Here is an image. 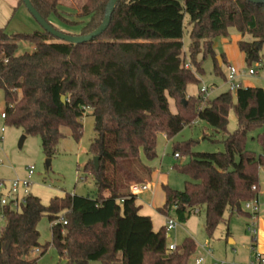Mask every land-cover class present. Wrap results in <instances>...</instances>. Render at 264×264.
<instances>
[{"label": "trees", "instance_id": "1", "mask_svg": "<svg viewBox=\"0 0 264 264\" xmlns=\"http://www.w3.org/2000/svg\"><path fill=\"white\" fill-rule=\"evenodd\" d=\"M62 1L29 0L56 30L62 32L51 18L67 29L78 28L80 22L64 16ZM108 2L84 0L76 18H87V23L77 35L62 33L93 32ZM186 16L187 55L182 44ZM232 30L241 36L237 48L248 70L264 71V5L245 0H121L106 31L82 45L58 41L42 29L8 35L0 28L4 124L38 137L50 159L64 138L62 129L74 140L81 137V121L90 110L95 137L83 172L96 188L92 197L66 194L47 206L28 194L18 211L0 207V264H35L49 247L65 264H188L196 248L193 240L186 238L169 251L165 225L153 230L151 219L139 214L130 188L150 181L158 136L172 141L196 121L222 137L223 151L196 153L192 141L174 143L173 156L187 162L172 169L187 181L181 192L162 186L165 200L157 213L183 219L203 211L208 234L226 212L249 218L242 206L257 198L258 172L264 167V89L241 86L212 100H204L201 93L186 95V87L199 82L197 74L207 58L213 61L214 74L226 81L213 45ZM21 41L32 42L34 51L16 56ZM221 61L226 63L223 56ZM230 110L237 122L231 133ZM257 129H262L255 138L259 155L246 149L248 133ZM202 139L214 142L205 134ZM42 218H47L51 234L44 245L37 229Z\"/></svg>", "mask_w": 264, "mask_h": 264}, {"label": "rangeland", "instance_id": "2", "mask_svg": "<svg viewBox=\"0 0 264 264\" xmlns=\"http://www.w3.org/2000/svg\"><path fill=\"white\" fill-rule=\"evenodd\" d=\"M84 0H63V9L66 18L80 22L78 28L67 29L59 24L55 19L51 18L50 22L64 33H79V27L87 23L88 19H77L76 14L83 4ZM1 5H8L7 0H1ZM72 13V14H71ZM0 14H2L0 12ZM4 19V18H3ZM2 22L3 27L8 35L12 34H30L40 31L39 25L25 9L24 6L14 7L10 12V16ZM190 27L188 26V17L184 19L183 25V51L187 55V47L189 44ZM240 36L233 30L230 31L228 38H218L214 40V51L216 55L221 54L224 49L221 41L226 39V54L231 57L230 64L239 67V71H244L245 75L237 80L244 88L254 87L264 89V71L256 70L257 74L248 76V68L241 63L242 54L234 44V37ZM247 38H245L246 40ZM241 40V37L239 41ZM34 44L29 41H21L18 44L15 55L20 56L25 53H32ZM200 59V57H199ZM227 64L221 66V72L227 76ZM202 73L197 74L198 83L190 84L186 87V95L188 97H196L202 88L207 89V99L212 100L219 94L230 92L229 86L221 75H215L213 72V61L210 58L204 60L201 64ZM236 82V83H237ZM232 94L234 92H231ZM3 93L0 90V195L6 196L10 190L11 183L14 180H27L28 169L33 168V175L29 179V193L34 197H38L43 205L47 206L51 199L64 197L68 195H77L82 197H92L96 193L94 180L90 175L83 172V167L89 159L88 149L90 143L95 137L93 131V119L91 111L87 110L86 115L82 119V135L78 140H74L70 136L67 129H62L64 138L57 145V153L52 158L47 159L41 148V140L35 136H26L21 147L19 140L24 135L21 129L9 127L4 124L1 113L4 111ZM170 110L174 113L173 102L170 101ZM237 127L236 118L233 110H230L228 116L227 131L233 132ZM262 132L257 129L248 133L246 140V149L256 155L261 153V148L255 140L256 136ZM203 134L210 137L214 142L203 140ZM162 135L157 138L156 154L157 157L153 162L157 169L160 168V176L162 182L159 183L155 203L163 202L162 185H167L175 191H183L184 183L187 178L175 170L173 165L176 163L187 162L186 157L176 159L172 155L174 143L192 141V151L196 153H218L223 151L221 143L222 137L215 134L213 130L204 122L196 121L191 127H185L178 135H176L169 144L161 141ZM166 153V154H164ZM49 160V166L46 161ZM159 171V170H158ZM157 178L158 172L153 173ZM28 181V180H27ZM164 181V182H163ZM162 184V185H161ZM259 192L257 201L260 208L264 206V167L258 172ZM148 198L142 194L137 200L143 201ZM163 205V204H162ZM161 205V207H162ZM243 208V206H242ZM170 217L177 223V228L166 233V244H175L180 246L186 238H191L195 243V251L191 256L188 264H195L196 259L202 258L201 264H251L254 258V250L252 249V234L248 230L245 218L234 214L224 213L221 221L216 228L208 234L204 229V213L200 211L190 212L188 218L181 219L177 214L171 213ZM156 226V224H155ZM4 227V219L0 215V230ZM37 229L40 234V243L42 245L49 243L51 240L50 225L47 218H42ZM256 234V227H255ZM232 241V244L229 242ZM36 257L35 255H32ZM38 257V256H37ZM35 264H65V260L61 259L57 251L49 247L44 255L38 257ZM89 264H100L99 262H90Z\"/></svg>", "mask_w": 264, "mask_h": 264}, {"label": "built area", "instance_id": "3", "mask_svg": "<svg viewBox=\"0 0 264 264\" xmlns=\"http://www.w3.org/2000/svg\"><path fill=\"white\" fill-rule=\"evenodd\" d=\"M189 65L186 64V68H188ZM228 73L226 76V84L229 86L230 92H234L236 89L241 87V84L237 82V80L245 75L244 71H239L236 68L229 66L227 69ZM257 74L256 69H249L247 72L248 76H254ZM237 82V83H236ZM200 93L202 94V97L204 100L207 99V89L202 88ZM1 118L4 119V114L1 115ZM176 159L179 158L177 154L174 155ZM28 177L27 180L25 181H18L14 180L11 183L10 190L8 191L6 196L0 195V207L2 206H10L13 210L18 211L20 209L21 204L23 203L24 198L29 194V179L33 175V168L30 167L28 169ZM255 188H253L254 190ZM148 191V185L145 184H139V185H134L130 188V193L134 196H138L139 194ZM21 193V194H20ZM243 210L249 213V221H248V230L252 234V239L253 243L255 242V221H256V216L259 212V205L257 198L246 202L243 205ZM165 231L166 233H170L174 231L177 228V223L174 219L171 217H167L165 221ZM176 245L175 244H169L168 245V250L173 251L175 250ZM252 249L254 250L253 246ZM36 253L38 250L35 251ZM255 252V250H254ZM203 259H196L195 264H201L203 263ZM251 264H264V256L261 254H258L255 252L253 261Z\"/></svg>", "mask_w": 264, "mask_h": 264}, {"label": "crops", "instance_id": "4", "mask_svg": "<svg viewBox=\"0 0 264 264\" xmlns=\"http://www.w3.org/2000/svg\"><path fill=\"white\" fill-rule=\"evenodd\" d=\"M7 1H8V5L5 6V5H1V0H0V12L2 13V14H0V18H1L2 22H5L3 20L10 16V12L12 11V9L14 7L19 8L21 6L20 5V0H7ZM3 24L4 23H0V28H4ZM240 37L241 36H235L234 39H233L234 44H235L236 47H237V43H238ZM221 43L223 44L222 46L224 47V49H223L224 52H222L221 54L216 56V59L218 61V66L221 68V66L223 65V63L221 61V56H223V59H224V61L227 64L226 65L227 69H228L229 66H232V67L236 68L237 70H240L239 67H235L234 65L230 64L231 57H228V55L226 54V51H225L226 50V46H225L226 39H223L221 41ZM241 63L242 64L244 63V56L243 55H242V58H241ZM234 101H235V99H234ZM2 114H4V111L1 113V115ZM158 138H159V136H158ZM161 141H165L166 145L171 142L170 140H167L164 135H162ZM164 154H166V153H164ZM157 163L156 162L149 163V166L153 169V173L154 172H158L157 178H154L153 173H152L150 181H148L146 183L148 185V191L143 192V193L138 195V196H140L142 194H145V195H147L148 198H145V200L143 199V201H140V200H137L138 196L136 197V206H138L139 209H140L139 210V214L142 215V216H147V217H149L151 219L153 230L155 232L159 228L164 226L165 221H166V217H163V216H161L160 214L157 213V210L159 208H161V205L164 204V203H162V202L161 203H158V202L155 203L158 185H159V183L162 182V179H161L162 177L160 176V168L157 169V166H156ZM162 186H164V185H162ZM163 195H164V193H163ZM164 200H165V198H163V202H164ZM188 217H185V218H188ZM244 218H245V222H246V225H247L249 219L247 217H244ZM155 224H156V226H155ZM255 227H256L255 242L253 243L252 246H253V248H254L256 253L261 254L262 256H264V206L262 207V210L260 208V212H258V214L256 216ZM229 244H232V241H230Z\"/></svg>", "mask_w": 264, "mask_h": 264}, {"label": "water", "instance_id": "5", "mask_svg": "<svg viewBox=\"0 0 264 264\" xmlns=\"http://www.w3.org/2000/svg\"><path fill=\"white\" fill-rule=\"evenodd\" d=\"M23 2V5L25 9L30 13V15L33 17V19L36 21V23L39 25L40 29H42L44 32L48 33L55 39L61 42L73 44V45H82L91 42L95 38L99 37L102 33L106 31L110 24V18L111 15L116 7V5L121 1V0H109V2L106 5L103 20L100 24V26L95 29L93 32L89 33L88 35L85 36H71L64 34L58 30H56L53 26H51L46 20H44L38 12L32 7L31 3L29 0H21ZM251 4L254 5H264V0H245ZM61 101L64 102L65 99L64 97H61ZM25 135H23L20 140H19V147L22 146L24 140H25ZM50 161H46V165L49 166ZM94 165L95 168H98V159L94 158Z\"/></svg>", "mask_w": 264, "mask_h": 264}]
</instances>
